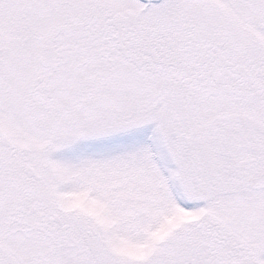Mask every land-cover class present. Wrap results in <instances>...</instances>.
Here are the masks:
<instances>
[{"label":"snow or ice","instance_id":"snow-or-ice-1","mask_svg":"<svg viewBox=\"0 0 264 264\" xmlns=\"http://www.w3.org/2000/svg\"><path fill=\"white\" fill-rule=\"evenodd\" d=\"M0 264H264V0H0Z\"/></svg>","mask_w":264,"mask_h":264}]
</instances>
